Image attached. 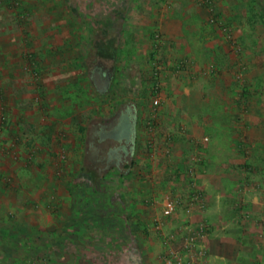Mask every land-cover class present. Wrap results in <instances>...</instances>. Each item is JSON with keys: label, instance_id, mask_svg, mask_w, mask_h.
<instances>
[{"label": "rangeland", "instance_id": "1", "mask_svg": "<svg viewBox=\"0 0 264 264\" xmlns=\"http://www.w3.org/2000/svg\"><path fill=\"white\" fill-rule=\"evenodd\" d=\"M236 2L241 22L263 34L264 0ZM195 3L0 0V264H142L147 243H160L149 220L155 211H136L144 204L133 195L159 132L144 45L161 5L182 8L190 25ZM134 97L145 110L135 116L143 133L131 159L118 167L92 161L87 140L101 107L110 118L123 103L135 107ZM108 143H99L98 157Z\"/></svg>", "mask_w": 264, "mask_h": 264}, {"label": "crops", "instance_id": "2", "mask_svg": "<svg viewBox=\"0 0 264 264\" xmlns=\"http://www.w3.org/2000/svg\"><path fill=\"white\" fill-rule=\"evenodd\" d=\"M236 1L196 0L195 23L190 25L182 8L167 12L161 5L159 13L149 17L151 33L144 45L149 59L143 79L157 101L153 111L158 125H152V132H159L152 135L146 155L149 172L133 194L145 207L135 210H154L151 221L159 216L164 195L202 193L205 209L190 222L207 227L201 242L205 264H264V42L255 41L264 33L241 22ZM251 38L254 41L245 43ZM134 100L138 107L123 103L110 115L128 109L127 140H106V148L126 151L118 161L122 166L143 133L135 116L145 109ZM101 108L99 125L109 119ZM178 226L170 221L164 229L167 233ZM149 244L141 252L142 264L153 258L152 264H159L161 242L154 248Z\"/></svg>", "mask_w": 264, "mask_h": 264}, {"label": "built area", "instance_id": "3", "mask_svg": "<svg viewBox=\"0 0 264 264\" xmlns=\"http://www.w3.org/2000/svg\"><path fill=\"white\" fill-rule=\"evenodd\" d=\"M221 28L224 31L225 27ZM154 38L158 39L157 36ZM152 104L157 105L156 99ZM159 206V216L152 222L163 247L159 264H205V251L201 242L207 234V227L201 221L197 224L190 222L194 213L204 211V195L197 190H190L183 196L167 194L160 199ZM170 221L178 222L179 226L166 233L164 227Z\"/></svg>", "mask_w": 264, "mask_h": 264}, {"label": "flooded vegetation", "instance_id": "4", "mask_svg": "<svg viewBox=\"0 0 264 264\" xmlns=\"http://www.w3.org/2000/svg\"><path fill=\"white\" fill-rule=\"evenodd\" d=\"M98 73L99 72L97 71V69H94L91 73V76L94 81V84L99 88L100 80ZM100 76L107 78L106 73H101ZM104 82L105 80L103 81V86L105 85ZM127 110V108H124V110L120 112V114L116 113L112 118L110 117L109 119H105L104 122H102V125H99V128L97 130H94L90 133V138L87 146V153L92 161H94L95 159V162H99L102 164L118 165L120 163L118 161H120L122 157H125L127 155L126 151L120 150L118 152L117 149H114L113 147L109 146L108 148L104 149V156L98 157L101 152L100 144L104 143V141L108 139L113 140L117 138H125L127 140L129 127Z\"/></svg>", "mask_w": 264, "mask_h": 264}]
</instances>
